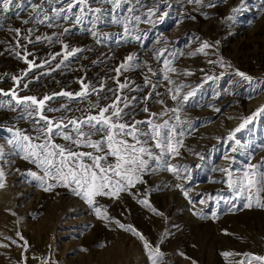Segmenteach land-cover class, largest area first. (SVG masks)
<instances>
[{"label":"rangeland","instance_id":"obj_1","mask_svg":"<svg viewBox=\"0 0 264 264\" xmlns=\"http://www.w3.org/2000/svg\"><path fill=\"white\" fill-rule=\"evenodd\" d=\"M33 2L42 4V13L53 18L52 27L35 20L22 23L31 12L27 0L21 19L13 13L0 12V42L4 47L0 59L4 55L10 58L0 65V115L10 116L6 122L0 120V148L4 153L0 169L5 173L4 187L0 188V245H7L0 246V264H151L145 241L163 254L160 264H260L253 257H264V207H257L256 201L264 204V192L257 197L255 192L240 193L235 187L229 188L228 172L236 179L248 170L249 164L264 161V114L235 131L264 105V65L252 70L244 67L240 48L242 41L258 36L259 31H263L259 38H264V0H202L200 5L188 0H140L135 5L137 12H127L133 4L120 10L121 17L141 16V22L130 21L131 32L127 35L122 24L111 23V5L94 4L109 10L104 23L96 29L100 43L88 31L92 28L90 17L77 25L71 19L54 18L52 9L64 6L60 0ZM150 8L157 11L150 22H144ZM161 16L164 19L158 22ZM10 27L21 29V35L9 31ZM65 28L69 29L67 33ZM205 42L211 47L197 51ZM90 47L104 51L94 56L88 52ZM73 48L82 51L65 59ZM128 55L136 57L131 63L139 67L118 75L115 69ZM87 59L94 60L90 69H94L95 77L89 80L81 67ZM165 60L176 71L166 72ZM29 63L34 65L31 70ZM237 71L250 76L251 82L237 76ZM61 72L66 73V79L53 84ZM165 75L172 84L164 79ZM209 76L213 79L206 80ZM146 78L157 85L155 89H165L163 100L154 96L155 89L146 83ZM82 83L89 85L86 97L58 95L81 92ZM119 83L128 87L120 90ZM181 84L187 86L181 89L182 94L192 89L197 92L178 113L177 130L184 132L177 137L182 140V145H177L180 154L166 156L164 167L149 161L156 170L150 169L143 175V183L127 188L118 198L96 197L90 206L70 188L58 185L44 191L47 183L42 186L28 175L36 172L43 176L42 169L21 159L22 152L13 154L19 150L7 143L16 130L37 135L35 106L29 109L16 105L10 95L13 91L19 97L51 96L45 101L43 114L58 121L62 117L67 121L96 114L90 105L111 104L120 94L131 101L130 107L124 109L128 113L125 119L143 121L149 118L144 107L157 114L177 107L169 89L175 91ZM161 100L163 104L158 103ZM49 108L58 111H48ZM29 111L33 112L31 117ZM163 120L177 123L171 112L156 118V122ZM92 138L99 139V135ZM205 139L211 140L205 153L187 165L186 160L203 147ZM55 142L67 143L59 136ZM168 164L179 170V179L167 170ZM177 184L187 190V197ZM250 196L253 206L246 208L244 204ZM142 200L151 207L138 202ZM96 207L101 209L99 216ZM117 221L134 227L144 241L120 228ZM225 252L232 255L225 256Z\"/></svg>","mask_w":264,"mask_h":264},{"label":"snow or ice","instance_id":"obj_2","mask_svg":"<svg viewBox=\"0 0 264 264\" xmlns=\"http://www.w3.org/2000/svg\"><path fill=\"white\" fill-rule=\"evenodd\" d=\"M64 4L63 7L53 8L55 19H63L69 21L70 19L75 24L84 23L88 19V23L92 25L91 29H88L90 34L97 39V43H100L98 36L97 26L100 23H104L103 17L109 12L104 7H93L97 5H111V23L122 24L124 27V33L127 35L131 32L130 21L141 22L140 15L122 16L120 10L124 8L126 4H133V6L127 8V12L132 14L137 12L136 4L140 3V0H60ZM27 3L31 7L29 13V19L22 20V23L28 24L35 20L36 23L44 24L48 22V27H52V19L46 13H42V4L34 3L33 0H27ZM188 3H195L200 5L202 0H188ZM209 4L208 7H212ZM78 8L79 11H74ZM25 10L24 0H0V12L4 14L13 13L17 19H21L20 12ZM157 9H148L146 16L147 20L144 22H150L151 17L156 13ZM235 11V10H234ZM43 14V19L40 16ZM165 16L167 13L164 14ZM6 18V17H5ZM163 16L160 17L162 22ZM194 19V17H192ZM3 28V20L0 19V29ZM9 31L14 32L17 36L21 35V29L9 28ZM31 32V29L28 30ZM69 29L65 28L64 32L67 33ZM39 39V37H37ZM133 39H139V37H133ZM211 47L205 42L197 51H203L206 48ZM65 50L68 49V45H64ZM80 48H73L67 51L65 59L70 56H74L76 53L81 52ZM163 53L161 52V55ZM20 53H17L19 56ZM159 58V57H157ZM136 59L133 55H128L125 61L115 69L119 75L122 71L130 70L133 67H139V65L133 64ZM27 62V61H26ZM212 63V61H209ZM166 65V72L176 71L174 68L169 67V61H164ZM222 63V62H221ZM34 65L29 63V70ZM60 67V65H57ZM151 71V69H149ZM237 76L244 80L251 82L252 78L245 73L237 71ZM155 75V73H153ZM164 79L172 84L173 81L165 75ZM213 77H206V80H211ZM16 81L17 77H13ZM146 83L151 84L146 78ZM27 87V85H25ZM128 87L126 83H119V89L123 90ZM151 87L155 89L156 84H151ZM187 87L186 85H180L175 88V91L169 89L171 99L176 102L177 107L168 109L165 108L160 114L150 113L148 107H144L143 111L149 113L147 120L132 119L128 121L125 117L128 115L124 109L130 107L131 101L127 97H123L120 94L115 95V99L111 104L105 106H98L96 104L90 105L91 109H96V114H89L83 117L69 118L67 121L62 117L59 121L53 118H49L43 114L45 110V101L51 100V96H44L43 99H38L35 96L19 97L13 91L10 93L12 100L16 105H24L26 108L32 109L38 115V120L35 121L38 125L35 129L37 135L35 137L27 135L19 130L14 132L13 138L7 141L8 144L19 151L13 153L19 155L23 153L21 159L30 161L35 164L36 167L42 169L43 176H38L36 172H29L32 178L39 180L43 186L47 183V186L43 188L44 191H49L52 188L63 186L70 188L72 193L78 197H83L85 201L91 206L95 203L96 197L109 196L118 198L119 194L125 191L127 188H133L137 183H143V175L147 174L152 169L149 161H155L158 167H164L167 164L166 156L173 155L178 156L177 145H182V140L177 137L183 136V131L177 130V125L180 123L179 111L183 105L187 104L190 98L195 97L197 89H192L185 94H182L181 89ZM103 90V86H101ZM96 91L95 88L92 89ZM89 94V85L82 83V91L78 93L61 92L58 95L72 97H86ZM5 96L9 93H4ZM133 100L136 98L133 97ZM148 97H145L147 100ZM163 104L164 102L158 101ZM123 104V107H121ZM3 105L0 104V107ZM48 111H58V109H47ZM171 112L175 115L176 124L170 123L169 120H163L162 123L156 122V118L167 115ZM264 114V105L258 108L251 116L247 117L243 123L239 125L236 132H239L255 119L258 115ZM33 115L32 111L28 112V117ZM43 122V123H41ZM71 127V131H69ZM11 131V129L9 130ZM99 135V139H93V136ZM59 136L63 141L67 142L64 145L57 144L55 142L56 137ZM69 144L72 147H69ZM82 148L91 149V151L78 150ZM3 149L0 148V159L3 158ZM260 168H264V161L260 165L249 164L248 170L243 172V175L233 179L232 173L228 172L229 188H237L240 193L255 192L259 197L260 192H264V171H260ZM167 170L173 172L177 178H180L179 170L172 165H167ZM19 171V170H17ZM227 171V169H224ZM5 173L0 169V188L4 187ZM45 178L51 180L48 183ZM74 186V187H73ZM177 188H181L187 197V190L183 189L182 185L177 184ZM147 207H151L147 200L138 201ZM204 203V201H201ZM251 196L248 202L244 204V207H252ZM257 207H264V204L256 201ZM95 211L99 216L101 214L100 207H96ZM155 212V209H152ZM200 215V213H196ZM213 216L216 214L213 213ZM118 226L125 231H130L134 235L138 236L142 241L144 237L131 225L125 226L116 222ZM19 235V233H18ZM23 239V237H21ZM7 247V245H0ZM145 249L148 250V256L151 260V264H160L163 259V254L159 248L153 249L150 244L144 242ZM225 256H230L232 253L225 252ZM253 259L264 264V257L255 256Z\"/></svg>","mask_w":264,"mask_h":264},{"label":"bare ground","instance_id":"obj_3","mask_svg":"<svg viewBox=\"0 0 264 264\" xmlns=\"http://www.w3.org/2000/svg\"><path fill=\"white\" fill-rule=\"evenodd\" d=\"M146 1H149V0H146ZM150 1H154V0H150ZM144 2V1H143ZM138 5V4H137ZM140 6V5H139ZM263 32V31H262ZM259 31V33L257 34L258 36H251L249 37L248 39L244 40L241 42V52H242V56H243V59H244V62H245V66L244 67H247L248 69H256L257 67L259 66H262L264 65V38L260 39L259 38V35L260 33H262ZM165 42V41H164ZM93 43H95L93 41ZM93 46V45H92ZM3 43L0 42V52L2 51L3 49ZM104 50H100L96 47H90L88 52L91 54V55H94V56H98L99 53H103ZM108 51V50H107ZM88 53V54H89ZM11 54V53H10ZM35 54V53H34ZM38 55V54H37ZM105 55V54H104ZM143 56V54L141 55ZM86 57V56H85ZM141 58V57H140ZM9 55H4L3 58L0 59V65L2 63L5 62H9ZM5 64V63H4ZM94 64V60L92 59H87L85 61H83V65L81 66L82 67V74L85 76L86 79H93L95 77V71L94 69L91 70L90 67L91 65ZM3 66V65H2ZM1 67V66H0ZM1 69V68H0ZM2 71V70H0ZM66 73L64 72H61V74L57 77V80L56 82H53L54 83H60L62 82L64 79H66ZM55 80V78H54ZM92 81V80H91ZM49 82V81H48ZM177 82V81H176ZM183 83V82H182ZM48 84V83H47ZM49 84H52L49 83ZM52 84V85H53ZM169 84V83H168ZM182 85V84H181ZM148 93V92H147ZM165 93V89L162 88H157L154 90V96L156 95L157 97L159 96V98L161 99L162 97V100L164 99L163 98V94ZM144 96V95H143ZM155 96V97H156ZM146 97V96H145ZM165 97V96H164ZM143 98V97H142ZM167 98V97H166ZM170 102V100H168ZM137 102V101H136ZM139 102V101H138ZM150 102V101H149ZM167 102V101H166ZM135 104V103H134ZM10 117V116H9ZM9 117L8 115L6 114H2L0 115V120L2 121H8L9 120ZM34 128V127H33ZM28 129V128H27ZM31 132V131H30ZM209 135V134H208ZM218 135V134H216ZM205 136V135H203ZM214 137V136H213ZM220 138V137H219ZM218 138V139H219ZM216 139V138H215ZM211 140H204L203 141V147H201V149L197 148L192 156H190L187 160H186V164L188 165L191 161L193 160H196V158H199V157H202V155L205 153V150H206V147L209 142ZM215 141V140H214ZM206 145V146H205ZM191 150V149H190ZM199 165V164H198ZM200 191V190H199Z\"/></svg>","mask_w":264,"mask_h":264}]
</instances>
